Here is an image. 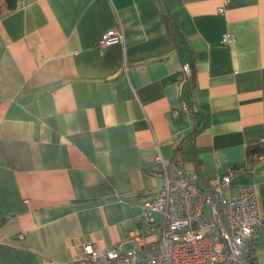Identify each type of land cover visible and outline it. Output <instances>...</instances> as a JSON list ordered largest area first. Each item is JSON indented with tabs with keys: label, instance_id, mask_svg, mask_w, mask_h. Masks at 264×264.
<instances>
[{
	"label": "crops",
	"instance_id": "crops-1",
	"mask_svg": "<svg viewBox=\"0 0 264 264\" xmlns=\"http://www.w3.org/2000/svg\"><path fill=\"white\" fill-rule=\"evenodd\" d=\"M183 137L198 185L232 167L231 194L256 186L264 264V157L246 159L264 139V0H0V264L135 246Z\"/></svg>",
	"mask_w": 264,
	"mask_h": 264
},
{
	"label": "built area",
	"instance_id": "built-area-1",
	"mask_svg": "<svg viewBox=\"0 0 264 264\" xmlns=\"http://www.w3.org/2000/svg\"><path fill=\"white\" fill-rule=\"evenodd\" d=\"M121 37L120 32L109 30L98 45ZM221 41L230 45L233 37L225 31ZM182 71L179 90L192 75L187 63ZM182 109L191 111L185 103ZM163 172L161 189L143 202L144 210L160 212L161 220H151L135 246L120 250L84 242L69 264H257L248 256L249 241L262 222L254 184H242L231 194L232 167L202 185L173 163L164 165Z\"/></svg>",
	"mask_w": 264,
	"mask_h": 264
},
{
	"label": "trees",
	"instance_id": "trees-1",
	"mask_svg": "<svg viewBox=\"0 0 264 264\" xmlns=\"http://www.w3.org/2000/svg\"><path fill=\"white\" fill-rule=\"evenodd\" d=\"M184 139L185 137L181 139V141L174 147V150H173V155H172L170 163L177 165V167H181V164L179 163V160H178V156L179 155L181 156V152L183 151L182 145L184 143ZM246 152H247L246 159L248 163L250 164L252 162L253 163L257 162L259 158H263L264 157V139L247 145ZM251 253H253V246L250 243L249 249H248V256ZM249 258L255 262V257L249 256Z\"/></svg>",
	"mask_w": 264,
	"mask_h": 264
},
{
	"label": "water",
	"instance_id": "water-1",
	"mask_svg": "<svg viewBox=\"0 0 264 264\" xmlns=\"http://www.w3.org/2000/svg\"><path fill=\"white\" fill-rule=\"evenodd\" d=\"M6 4L8 7H14L16 4V0H6ZM161 189V186L156 187L155 189H151L150 191H147V193H154L156 191H159Z\"/></svg>",
	"mask_w": 264,
	"mask_h": 264
},
{
	"label": "bare ground",
	"instance_id": "bare-ground-1",
	"mask_svg": "<svg viewBox=\"0 0 264 264\" xmlns=\"http://www.w3.org/2000/svg\"><path fill=\"white\" fill-rule=\"evenodd\" d=\"M134 198H135V197H134ZM134 198H133V199H134ZM132 208H133V206H132ZM137 218H138V217H137ZM135 220H136V219H135ZM123 236H124V235H123ZM130 238H131V237H130ZM127 239H128V238H127ZM124 240H125V239H124ZM128 242H129V241H128Z\"/></svg>",
	"mask_w": 264,
	"mask_h": 264
}]
</instances>
